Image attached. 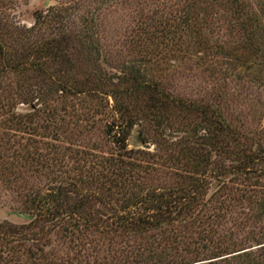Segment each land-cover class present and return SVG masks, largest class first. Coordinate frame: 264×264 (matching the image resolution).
<instances>
[{
    "label": "trees",
    "instance_id": "trees-1",
    "mask_svg": "<svg viewBox=\"0 0 264 264\" xmlns=\"http://www.w3.org/2000/svg\"><path fill=\"white\" fill-rule=\"evenodd\" d=\"M177 3L166 19L137 22V63L157 68L176 50L174 62L193 58L205 77L249 78L264 90L263 1ZM215 9L224 13L228 32L219 41L212 37ZM63 21L58 9L48 8L35 12L26 29L8 30L10 42L0 37V75L20 74L14 94L31 108L15 113L10 101L2 122L0 179L20 190L27 222L0 223V264H264L261 132H246L237 117L222 111L223 86L208 98H184L137 64H122L114 77L95 68L79 80L70 74L73 54L91 55L96 40L76 36ZM81 23L88 31L86 19ZM41 26L49 32L29 41ZM91 56L98 62V55ZM38 77L47 81L33 97L28 83ZM53 94L61 103L74 97L85 106L79 103L66 120L64 107L47 103L45 96ZM102 95L112 104L99 129L98 111L86 106L101 107ZM134 128L137 143L152 145V152L128 149ZM91 130L108 143L99 140L87 151L60 144L83 148L79 141ZM29 170H46L39 189L22 177ZM247 221L259 223L262 240L245 231ZM52 235L65 255L44 252Z\"/></svg>",
    "mask_w": 264,
    "mask_h": 264
},
{
    "label": "rangeland",
    "instance_id": "rangeland-1",
    "mask_svg": "<svg viewBox=\"0 0 264 264\" xmlns=\"http://www.w3.org/2000/svg\"><path fill=\"white\" fill-rule=\"evenodd\" d=\"M262 1L264 3V0ZM177 2L178 0H0V37H2V41L8 43L12 39L9 38V35L12 34L8 33V30L12 31L14 34V30L16 29L23 30V28L26 29L31 26L33 24V15L35 12H45L48 8L58 9L65 20V22H63L68 31L75 33L76 36H78L80 32L83 35L91 34L90 39L96 40L97 49L93 52L89 50L92 56L89 55L88 52H85V55H83L84 53L82 51L73 54L75 68L73 73H70L71 76L74 77L75 75V78L83 80L86 75L94 74L96 71L94 70L95 68H100L99 71L102 72L101 76L107 74V76L114 77V75L118 74L117 69H120L122 64L123 67L137 64L140 66V71L145 75H153V77L163 82L167 88L180 93L184 98H208L212 90L215 91L223 86L224 88L222 87V91L219 92L224 101L222 111L224 113L226 112L231 117H237V120L245 125L243 129H245L246 132H261L259 134L260 142L264 147V90L251 79H233L230 76L222 78L223 75L221 74L217 75L215 79L205 77L200 66L195 60H191L193 58H184L179 62H174L172 57H178L179 55L176 50L175 53L170 50L167 55L169 61L157 66V68L150 63L144 65L137 63L136 60L142 57L141 53H138L135 45H133V36L135 32L132 31L135 30L138 24L137 22H140L145 16L148 17V22L151 23L149 18L154 19L155 17L157 20H159V18L163 20L164 18L166 19L174 15V10L178 9L180 6ZM174 3L177 4L175 5ZM172 4H174L173 10L171 8ZM213 13L215 16L211 14V27H213L214 24L212 37L216 41L223 40L225 38L223 36L228 33L225 27L226 23H223L222 19L224 18V13L218 9H215ZM262 15H264V13ZM83 19H86V24L90 27L87 28L88 31L86 32L82 29L81 21ZM211 27L204 32L213 29ZM47 32L45 26H41L40 30L37 32L38 34L35 35L34 33L33 35L35 36H30L28 40L31 42L32 40H37L39 36L45 35ZM204 36L208 37L209 35L204 33ZM22 41L27 42V40ZM165 42L170 46L172 45V47H170L171 49L173 46L175 48V45L171 44L169 39L165 40ZM10 45L11 44H8L6 47ZM76 49L78 50V47L75 44L73 51H77ZM95 55H98V62H95L94 58L87 57H95ZM89 58L91 61L88 60ZM98 65H100V67ZM35 76L37 77L36 73H29V77ZM20 78V74L17 73L0 75V105H3V108L0 106V135L4 132L5 126L2 122L4 121V117H6L4 113L10 101L11 109L15 113L29 112L31 109L27 107V105L19 103L18 97L14 94L15 87ZM40 79H42V77H38L37 80L36 78L30 80L28 83V85H30L29 88L35 91L32 92L33 97L39 93L38 90L42 92L44 87L43 84H46L45 81L47 80L42 82ZM58 97L59 95L57 94L45 96L49 105L57 109L64 107L63 109L66 111L64 112V114L66 113L64 117L66 120L69 118L67 117L68 113L71 114L74 113L75 110L78 111V105L79 103L82 104L83 101L80 99L79 102L78 99L67 96L68 98L64 97V102L61 103L59 102L61 99ZM35 102L36 100L33 101V103ZM98 104L101 107L97 106L96 108L94 102H91V104L86 107H89L91 109L90 111H92V109L98 111L96 117H94L99 119L97 126L101 129V119L104 115L108 114L107 111L112 104V100L109 96L102 95ZM225 104L227 106H225ZM82 106H85V104H82ZM58 114H60V111ZM136 130L137 128L132 130L131 136L127 141L128 149L152 152V145L144 147L137 143ZM44 140H46V138L42 139V141ZM99 140H102V143L106 142V139L104 136H101L100 132L91 130V133L87 135L84 134V137L79 141V144L84 145L83 148H80V146L76 147L74 145L63 144V140L60 144L63 147L66 146L72 149L87 151L85 146L97 145ZM103 148L105 149V144H103ZM44 152L45 150H43V153ZM64 161L67 162L66 159ZM31 173L32 172L29 170L22 174V177L25 178L28 186L30 185L33 187L32 189H39L38 185L44 183L43 174L46 173V170H39L38 173ZM29 175L33 178H30ZM213 187L214 184L211 187V191H208L209 193L212 192L214 189ZM19 194L20 190H18L17 187L9 188L3 180L0 179V223L5 221L19 225L27 222L23 215L24 209H22V204H20ZM244 211L247 212V210ZM17 214H21L23 217H19ZM240 217L243 216L240 215ZM245 224L247 228L245 231H248L250 237L253 235L254 238L262 240L261 235L263 230L262 227L259 229L260 226L258 227L259 223L257 221L253 223L247 221ZM56 238L55 235L49 237L50 245L49 247H44V252L47 254L57 253L60 256L65 255L67 253L66 249H64L62 242L59 240L60 238L58 237L57 240Z\"/></svg>",
    "mask_w": 264,
    "mask_h": 264
},
{
    "label": "water",
    "instance_id": "water-1",
    "mask_svg": "<svg viewBox=\"0 0 264 264\" xmlns=\"http://www.w3.org/2000/svg\"><path fill=\"white\" fill-rule=\"evenodd\" d=\"M17 216H19V217H23L21 214H17Z\"/></svg>",
    "mask_w": 264,
    "mask_h": 264
}]
</instances>
